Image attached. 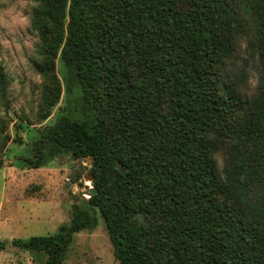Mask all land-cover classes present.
I'll return each mask as SVG.
<instances>
[{
    "label": "trees",
    "instance_id": "16d2710c",
    "mask_svg": "<svg viewBox=\"0 0 264 264\" xmlns=\"http://www.w3.org/2000/svg\"><path fill=\"white\" fill-rule=\"evenodd\" d=\"M236 1L38 0L36 69L53 82L40 118L61 98L58 58L81 113L42 132L28 163L93 158L97 193L55 234L13 247L65 264L99 214L120 264H264V0ZM244 18L259 61L253 97L235 60Z\"/></svg>",
    "mask_w": 264,
    "mask_h": 264
},
{
    "label": "rangeland",
    "instance_id": "374dc122",
    "mask_svg": "<svg viewBox=\"0 0 264 264\" xmlns=\"http://www.w3.org/2000/svg\"><path fill=\"white\" fill-rule=\"evenodd\" d=\"M230 1L238 5L236 0ZM37 6L38 0H0V68L5 86L4 94L0 93V243H7L0 251V264L42 263L45 258L38 261L11 243L55 234L62 224H69L74 206L84 205L92 187L89 159L76 160L64 154L38 169L28 163L33 159V143L42 132L64 115L81 113V90L58 58L55 75L61 84V98L47 120L40 118L43 90L53 82L36 69L44 60L31 29ZM244 20L247 34L237 42L235 60L247 73L246 92L253 97L259 83V61L248 43L252 23ZM225 158V151L218 155L221 165ZM65 264H120L99 214L93 229L75 234Z\"/></svg>",
    "mask_w": 264,
    "mask_h": 264
},
{
    "label": "water",
    "instance_id": "95a60500",
    "mask_svg": "<svg viewBox=\"0 0 264 264\" xmlns=\"http://www.w3.org/2000/svg\"><path fill=\"white\" fill-rule=\"evenodd\" d=\"M90 161L91 162H93V158H90ZM89 178H91V180L93 181V175L92 174H89ZM90 193L91 194H96L97 193V190L96 189H94L93 187H91V189H90Z\"/></svg>",
    "mask_w": 264,
    "mask_h": 264
}]
</instances>
